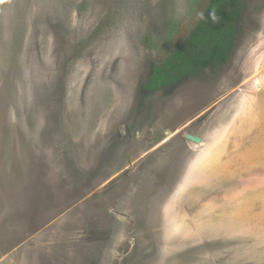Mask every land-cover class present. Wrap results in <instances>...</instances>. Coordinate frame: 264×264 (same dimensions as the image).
Instances as JSON below:
<instances>
[{
  "label": "rangeland",
  "instance_id": "obj_1",
  "mask_svg": "<svg viewBox=\"0 0 264 264\" xmlns=\"http://www.w3.org/2000/svg\"><path fill=\"white\" fill-rule=\"evenodd\" d=\"M208 2L0 0V264H264V0L143 90Z\"/></svg>",
  "mask_w": 264,
  "mask_h": 264
},
{
  "label": "trees",
  "instance_id": "obj_2",
  "mask_svg": "<svg viewBox=\"0 0 264 264\" xmlns=\"http://www.w3.org/2000/svg\"><path fill=\"white\" fill-rule=\"evenodd\" d=\"M246 3L247 0H209L185 42L152 67L143 90L154 92L175 86L205 68L227 64L239 39Z\"/></svg>",
  "mask_w": 264,
  "mask_h": 264
},
{
  "label": "water",
  "instance_id": "obj_3",
  "mask_svg": "<svg viewBox=\"0 0 264 264\" xmlns=\"http://www.w3.org/2000/svg\"><path fill=\"white\" fill-rule=\"evenodd\" d=\"M186 139L191 141V142H194L196 144H200L201 143V139L200 138L193 137L191 135H186Z\"/></svg>",
  "mask_w": 264,
  "mask_h": 264
}]
</instances>
